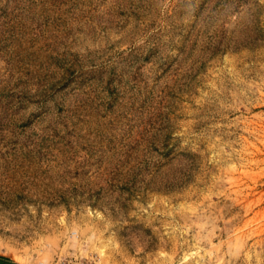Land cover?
Instances as JSON below:
<instances>
[{
  "label": "rangeland",
  "instance_id": "1",
  "mask_svg": "<svg viewBox=\"0 0 264 264\" xmlns=\"http://www.w3.org/2000/svg\"><path fill=\"white\" fill-rule=\"evenodd\" d=\"M77 256L264 264V0H0V257Z\"/></svg>",
  "mask_w": 264,
  "mask_h": 264
},
{
  "label": "built area",
  "instance_id": "2",
  "mask_svg": "<svg viewBox=\"0 0 264 264\" xmlns=\"http://www.w3.org/2000/svg\"><path fill=\"white\" fill-rule=\"evenodd\" d=\"M59 264H100L94 258L89 257H71L60 259Z\"/></svg>",
  "mask_w": 264,
  "mask_h": 264
},
{
  "label": "trees",
  "instance_id": "3",
  "mask_svg": "<svg viewBox=\"0 0 264 264\" xmlns=\"http://www.w3.org/2000/svg\"><path fill=\"white\" fill-rule=\"evenodd\" d=\"M0 264H14L10 260L0 257Z\"/></svg>",
  "mask_w": 264,
  "mask_h": 264
},
{
  "label": "bare ground",
  "instance_id": "4",
  "mask_svg": "<svg viewBox=\"0 0 264 264\" xmlns=\"http://www.w3.org/2000/svg\"><path fill=\"white\" fill-rule=\"evenodd\" d=\"M103 253H104V251H102V253H101V258H104L105 259V254H103ZM41 264H43V263H41Z\"/></svg>",
  "mask_w": 264,
  "mask_h": 264
}]
</instances>
